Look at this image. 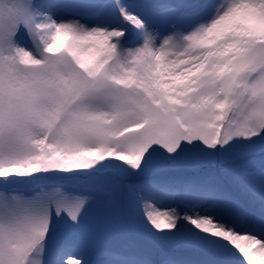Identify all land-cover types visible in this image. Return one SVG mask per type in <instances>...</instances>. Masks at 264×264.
I'll return each mask as SVG.
<instances>
[{"label":"snow or ice","instance_id":"obj_1","mask_svg":"<svg viewBox=\"0 0 264 264\" xmlns=\"http://www.w3.org/2000/svg\"><path fill=\"white\" fill-rule=\"evenodd\" d=\"M116 188L169 264H264V0H0V264H149L58 237Z\"/></svg>","mask_w":264,"mask_h":264},{"label":"rangeland","instance_id":"obj_2","mask_svg":"<svg viewBox=\"0 0 264 264\" xmlns=\"http://www.w3.org/2000/svg\"><path fill=\"white\" fill-rule=\"evenodd\" d=\"M227 162L220 157L213 162L189 159L176 166L167 168L154 167L133 180L169 179L176 181L197 180L206 174L219 173L227 167ZM126 181H121L124 183ZM58 237L71 239L81 246L88 258L97 249H118L149 264H169L175 260H202L203 254L190 252L158 239L144 231L131 218L127 203L120 188L109 195H101L90 205L79 229L58 230Z\"/></svg>","mask_w":264,"mask_h":264},{"label":"bare ground","instance_id":"obj_3","mask_svg":"<svg viewBox=\"0 0 264 264\" xmlns=\"http://www.w3.org/2000/svg\"><path fill=\"white\" fill-rule=\"evenodd\" d=\"M242 202L244 204V206L253 214L258 215L259 214V210H258V205L257 206H252L251 204H249V202L247 201V199L242 198Z\"/></svg>","mask_w":264,"mask_h":264}]
</instances>
